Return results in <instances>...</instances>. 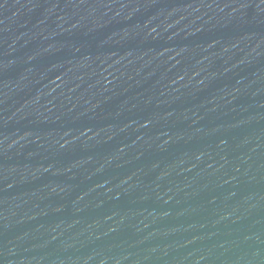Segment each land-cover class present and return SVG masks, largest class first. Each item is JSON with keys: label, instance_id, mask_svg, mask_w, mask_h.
Here are the masks:
<instances>
[{"label": "water", "instance_id": "obj_1", "mask_svg": "<svg viewBox=\"0 0 264 264\" xmlns=\"http://www.w3.org/2000/svg\"><path fill=\"white\" fill-rule=\"evenodd\" d=\"M0 264H264V0H0Z\"/></svg>", "mask_w": 264, "mask_h": 264}]
</instances>
